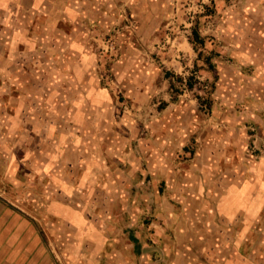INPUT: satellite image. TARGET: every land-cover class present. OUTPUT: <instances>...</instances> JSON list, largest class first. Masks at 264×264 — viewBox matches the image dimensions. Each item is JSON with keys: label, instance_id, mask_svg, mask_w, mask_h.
<instances>
[{"label": "rangeland", "instance_id": "rangeland-1", "mask_svg": "<svg viewBox=\"0 0 264 264\" xmlns=\"http://www.w3.org/2000/svg\"><path fill=\"white\" fill-rule=\"evenodd\" d=\"M89 1L95 12L84 31L95 45L94 76L111 97L110 144L127 143L147 244L164 230L178 247L145 258L216 262L211 248L239 231L218 211L231 187L263 201L255 234L241 243L248 257L264 224V0ZM13 157L15 172L0 173V264H93L85 251L73 252L68 229L27 198L23 151ZM200 230L206 259L196 238L187 257L176 233ZM131 251L124 253L135 261Z\"/></svg>", "mask_w": 264, "mask_h": 264}, {"label": "crops", "instance_id": "crops-1", "mask_svg": "<svg viewBox=\"0 0 264 264\" xmlns=\"http://www.w3.org/2000/svg\"><path fill=\"white\" fill-rule=\"evenodd\" d=\"M92 7L89 0H0V150L6 157L5 167L0 159V173L15 172L13 151H23L27 198L46 207L58 227L68 229L78 244L73 252L85 251L89 262L160 264L145 256L154 251L171 255L178 247L164 230L156 231L153 244H147L149 229L137 212L144 194L127 175L133 172L127 164V143L110 144L117 142L107 135L111 97L94 76L97 54L84 31L95 12ZM250 195L245 187H231L219 200L220 217L232 232L239 231L231 244L219 242L211 248L216 259L212 264H264V224L255 251L247 257L242 246L255 234L263 206L262 199ZM121 206L126 208L116 214ZM203 233H176L187 243V257L196 238L206 259ZM123 250L139 256L134 261ZM162 260L175 264L171 256ZM183 264L207 263L190 257Z\"/></svg>", "mask_w": 264, "mask_h": 264}, {"label": "trees", "instance_id": "trees-1", "mask_svg": "<svg viewBox=\"0 0 264 264\" xmlns=\"http://www.w3.org/2000/svg\"><path fill=\"white\" fill-rule=\"evenodd\" d=\"M198 36V35H197Z\"/></svg>", "mask_w": 264, "mask_h": 264}]
</instances>
